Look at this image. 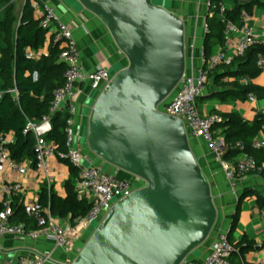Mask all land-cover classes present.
I'll return each mask as SVG.
<instances>
[{
    "label": "water",
    "instance_id": "1",
    "mask_svg": "<svg viewBox=\"0 0 264 264\" xmlns=\"http://www.w3.org/2000/svg\"><path fill=\"white\" fill-rule=\"evenodd\" d=\"M70 1L102 21L127 62L89 109L85 147L103 171L146 184L111 207L70 264H181L217 220L184 125L156 109L185 71L184 23L160 0Z\"/></svg>",
    "mask_w": 264,
    "mask_h": 264
},
{
    "label": "built area",
    "instance_id": "2",
    "mask_svg": "<svg viewBox=\"0 0 264 264\" xmlns=\"http://www.w3.org/2000/svg\"><path fill=\"white\" fill-rule=\"evenodd\" d=\"M30 7L32 17L38 21L39 27L46 31L48 42L59 50L57 60L64 66L63 84L53 92L49 115L42 118L38 124L27 122L23 130L24 134L31 132L34 136V166L32 168H29L25 161L17 162L11 158L9 147L14 142L13 135L10 133L0 135V239L6 236L28 239L42 237L51 241L60 252L66 255L75 254L77 257L83 246V239L88 238L89 232L95 229L93 225L99 224L115 203L125 200L132 192L144 188L146 184L133 176H128L127 179L119 178L113 172L103 171L93 163H88L89 165L86 166L81 147H74L80 143L83 136L85 138V128L80 133H77V129H73L76 115L75 101L82 93L78 86L82 80V63L77 43L69 26L59 19L53 7L48 4L40 5L37 0H31ZM209 7L210 3L207 4V11ZM214 8L213 6L212 9ZM218 8L219 15L222 16L224 7L219 6ZM248 21L249 15L242 12L238 25L226 23L225 50L220 49L208 58L205 57L204 51L200 50L201 64L189 68L185 66L184 74L172 93L164 103L156 108L161 114L179 119L184 125L189 140L201 141L204 144L207 152L219 162L231 188H234L236 183L246 175H259L264 167L258 165L253 158L247 155H243L235 163L221 160L223 142L215 138L211 131L213 124L219 122L221 118L217 115L200 116L197 99L205 92L213 71L221 65L231 63L235 58L242 57L251 46L264 42V39L260 40L254 36L252 29L248 26ZM203 29L206 31V25ZM187 39L185 43L184 32L185 55L188 51L194 50L195 33H190ZM42 54L45 52L37 54L27 52V57H39ZM256 67L260 72H264L263 56H257ZM111 78L110 71L101 66H97L86 75V81L95 97L107 87ZM242 82L246 83L247 80L243 79ZM11 93L16 96L15 90H11ZM63 111L67 113L64 128L65 152L60 157L66 159L76 170L74 191L78 200L88 202L89 209L83 217L73 223H61L48 210H42L37 201L23 204L25 214L32 217L37 226L36 230H29L23 224L10 222L11 202L16 196L22 194V188L14 178L23 177L31 170L35 176L49 186L52 174L50 160L56 159V146L52 141H48L46 136L51 131V116ZM262 121L260 131L251 142V148L254 150L264 151V117ZM235 147L240 148V144L237 143ZM211 235L213 243L207 256L195 263L186 258L181 264H230L228 258L234 249L228 242L226 234L212 230ZM14 264H50V256L22 255L16 259ZM254 264H264V253L262 258Z\"/></svg>",
    "mask_w": 264,
    "mask_h": 264
},
{
    "label": "trees",
    "instance_id": "3",
    "mask_svg": "<svg viewBox=\"0 0 264 264\" xmlns=\"http://www.w3.org/2000/svg\"><path fill=\"white\" fill-rule=\"evenodd\" d=\"M222 0H210V7L205 20L206 31L203 35L202 49L205 57L211 55L213 46L223 47L225 44L224 29L226 23L238 25L240 14H251L254 6L264 12V0H237L234 7L224 9L219 15V6ZM215 7L212 9V7ZM46 31L39 27V23L32 17L30 0H26L17 20L15 7L11 0H0V135L12 134L14 142L9 147L10 156L17 162L29 161L34 166V136L31 132L23 133L27 122L38 124L42 118L49 115L53 92L63 84L64 66L58 62L59 50L48 42L46 53L39 57H27V51L37 54L46 42ZM264 57V42L251 46L242 57L235 58L227 65H221L216 69L212 83L216 88L215 98L220 103L230 101H245L248 97L264 99V88L252 83L260 71L256 67L257 56ZM226 81L221 82V80ZM246 79L247 82H242ZM15 90L16 96L11 93ZM204 102L197 99V108L200 116V104ZM209 115H217L221 118L211 127L215 138L221 137L223 142V154L221 160L233 162L238 154L247 155L255 160L258 165L264 162V151L251 148L253 138L260 131L262 118L254 123L243 120L236 112L220 114L211 111ZM66 112H57L50 118L51 131L46 139L56 146V160L67 168L68 177L64 183V197H59L45 186L40 189L37 203L42 210H48L52 216L68 220L73 223L83 217L89 209L86 200H78L74 191V183L77 177L76 170L68 161L60 156L65 152V121ZM239 143V147L235 145ZM264 176V170L260 173ZM244 192L243 197L249 195ZM242 197V198H243ZM257 204L262 206L264 198L256 195ZM13 224H23L26 229L36 230L37 226L32 217L24 212V205L20 196H16L11 202ZM237 208L231 217L227 240L233 246V253L229 256L230 264L244 262L240 256L250 244L242 239L233 244L231 233L238 222Z\"/></svg>",
    "mask_w": 264,
    "mask_h": 264
},
{
    "label": "crops",
    "instance_id": "4",
    "mask_svg": "<svg viewBox=\"0 0 264 264\" xmlns=\"http://www.w3.org/2000/svg\"><path fill=\"white\" fill-rule=\"evenodd\" d=\"M31 1V0H30ZM40 5L48 4L55 9L59 19L67 24L77 43L81 55L82 63V80L78 83L82 93L75 101L76 115L74 122L77 133L83 131L87 123V112L95 100V95L91 91L86 75L97 66L104 67L112 72L113 69L120 70L127 64L125 58L115 48L106 28L102 21L84 11L77 4L70 0H37ZM169 12L179 18L187 25V34L195 33V47L193 51H188L185 55L186 67L197 66L201 64L199 53L202 49L204 25L207 16V4L210 0H160ZM237 0H222L221 6L224 9H231ZM15 7V16L20 19L22 8L26 0H11ZM20 7V8H19ZM249 15L248 26L252 29L254 36L260 40L264 39V12L254 6L252 13ZM233 37V36H232ZM48 40L39 52H45ZM225 50L224 46H213L211 54L218 50ZM29 52V51H27ZM216 70L210 75L205 92L200 104L201 114L207 116L211 111L220 114H229L236 112L240 117L254 123L259 118L264 117V105L255 99L248 97L245 101H230L220 103L214 96L216 88L213 86L212 79ZM226 79L221 80V82ZM252 83L258 87L264 88V72L252 80ZM222 140L221 137H217ZM192 152L197 160L199 167L209 181L212 191L213 202L217 209V220L214 225V231L226 234L230 229L231 217L237 208L238 222L236 228L231 233L230 241L233 244L245 239L251 246V249L245 250L240 256L247 264H254L262 258L264 253V204H257L256 195L264 198V176L260 174H249L238 181L234 188H231L224 177L220 164L214 157L207 152L201 141L189 140ZM81 147V152L85 163L98 164V160L90 155ZM242 154L235 157V161L240 160ZM29 168H32L31 162L25 161ZM264 167V162H261ZM52 169L50 184L47 186L41 179L35 176L31 170L23 177H15V182L20 184L22 194L20 195L23 204L35 202L38 200L40 189L45 186L51 192L59 197H64V183L68 177L67 168L59 164L56 159L50 160ZM108 172H113L109 169ZM119 178L127 179L123 174H117ZM249 195L243 197L244 192ZM243 197V198H242ZM55 219H59L53 216ZM61 223L69 221L59 219ZM213 243V236L210 235L208 240L196 250H194L187 260L198 262L210 253ZM232 245V244H231ZM49 255L50 264H70L76 259L75 254H64L57 250L53 243L45 238L28 239L24 237L6 236L0 239V264H14L16 259L22 255Z\"/></svg>",
    "mask_w": 264,
    "mask_h": 264
},
{
    "label": "rangeland",
    "instance_id": "5",
    "mask_svg": "<svg viewBox=\"0 0 264 264\" xmlns=\"http://www.w3.org/2000/svg\"><path fill=\"white\" fill-rule=\"evenodd\" d=\"M20 8V7H19ZM167 8V7H166ZM184 28H185V43H186V40L188 41V39H187V36H188V34H187V25L184 23ZM116 69V68H115ZM114 70V69H113ZM112 70V71H113ZM110 73L112 74V72L110 71ZM262 105H264V99L263 100H260L259 101ZM93 104V103H92ZM92 106V105H91ZM89 109H90V107H89ZM89 109H88V112H87V115H88V113H89ZM73 129L75 130L76 129V124H75V122L73 123ZM85 142H86V139L84 138V136H83V138L81 139V141H80V143L79 144H76L74 147L75 148H79V147H82V148H84L85 150L84 151H87L88 153H90L87 149H86V147H85ZM90 155H92L91 153H90ZM99 163V162H98ZM89 164L88 163H86V166H88ZM104 171H107V169H105ZM126 176V175H125ZM128 177V176H127ZM98 226V224L96 223V224H94L93 225V227L94 228H96ZM90 234L92 233V232H89Z\"/></svg>",
    "mask_w": 264,
    "mask_h": 264
}]
</instances>
